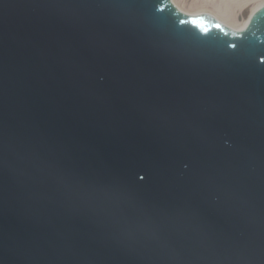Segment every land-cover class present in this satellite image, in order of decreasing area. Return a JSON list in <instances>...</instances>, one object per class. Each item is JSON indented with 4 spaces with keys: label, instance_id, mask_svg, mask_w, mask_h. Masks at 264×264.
I'll list each match as a JSON object with an SVG mask.
<instances>
[{
    "label": "water",
    "instance_id": "1",
    "mask_svg": "<svg viewBox=\"0 0 264 264\" xmlns=\"http://www.w3.org/2000/svg\"><path fill=\"white\" fill-rule=\"evenodd\" d=\"M0 264H264V9L0 0Z\"/></svg>",
    "mask_w": 264,
    "mask_h": 264
},
{
    "label": "bare ground",
    "instance_id": "2",
    "mask_svg": "<svg viewBox=\"0 0 264 264\" xmlns=\"http://www.w3.org/2000/svg\"><path fill=\"white\" fill-rule=\"evenodd\" d=\"M175 4L176 2H178L179 0H172ZM206 3L212 4L213 2L210 0H205ZM253 2H260V0H221L220 5H222V8L218 7L216 8V10L214 12L211 11H206V10H199L197 11H193V12H197L199 13L200 11H204L203 13H209L211 15H213L215 18H217L218 20H220L221 22H223L224 24H226L227 26L238 30L241 27H245L248 23V21L244 22L243 25H238L235 21V19L239 16V14H242L243 11L246 9L245 7L248 6L250 3L253 4ZM215 3H213L214 5ZM177 5V4H176ZM264 5V2H261L258 4V6H256L255 8H253L252 12H255L257 9L261 8ZM216 6H214L215 8ZM180 8V7H179ZM181 11L190 14L191 12L186 11L183 7L180 8ZM242 12V13H241ZM235 23L237 25H235Z\"/></svg>",
    "mask_w": 264,
    "mask_h": 264
},
{
    "label": "rangeland",
    "instance_id": "3",
    "mask_svg": "<svg viewBox=\"0 0 264 264\" xmlns=\"http://www.w3.org/2000/svg\"><path fill=\"white\" fill-rule=\"evenodd\" d=\"M211 1L215 4L213 5L212 3L209 5V3H206L205 0H179L178 2H176V4L178 5V7L180 8L183 7L186 11L191 12V14H199L204 12V11H200L199 13H197L199 10L214 12L216 8L218 7L222 8V5H220L221 0H210V2ZM261 2H264V0H260V2H253V4L250 3L248 6H246L245 7L246 9L243 11V13L241 12L242 14H239V16L235 19L236 20L235 22L238 25L241 24L243 25V23L246 22L247 19L249 18L253 8L258 6V4ZM214 6L216 7L214 8ZM193 11H197V12H193ZM236 23L235 25H237Z\"/></svg>",
    "mask_w": 264,
    "mask_h": 264
},
{
    "label": "snow or ice",
    "instance_id": "4",
    "mask_svg": "<svg viewBox=\"0 0 264 264\" xmlns=\"http://www.w3.org/2000/svg\"><path fill=\"white\" fill-rule=\"evenodd\" d=\"M193 22H195V21H193ZM182 23H183V21H182ZM216 27H220L219 25H216ZM234 47V46H233Z\"/></svg>",
    "mask_w": 264,
    "mask_h": 264
}]
</instances>
